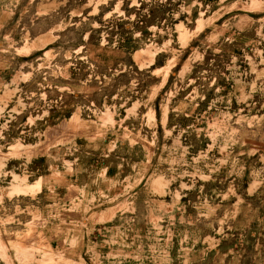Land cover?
Masks as SVG:
<instances>
[{
	"label": "rangeland",
	"instance_id": "374dc122",
	"mask_svg": "<svg viewBox=\"0 0 264 264\" xmlns=\"http://www.w3.org/2000/svg\"><path fill=\"white\" fill-rule=\"evenodd\" d=\"M0 264H264V0H0Z\"/></svg>",
	"mask_w": 264,
	"mask_h": 264
}]
</instances>
